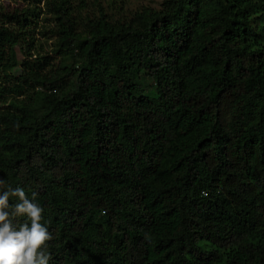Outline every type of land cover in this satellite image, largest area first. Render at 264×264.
<instances>
[{
	"label": "trees",
	"instance_id": "trees-1",
	"mask_svg": "<svg viewBox=\"0 0 264 264\" xmlns=\"http://www.w3.org/2000/svg\"><path fill=\"white\" fill-rule=\"evenodd\" d=\"M14 1L0 178L37 193L49 264H264V0Z\"/></svg>",
	"mask_w": 264,
	"mask_h": 264
},
{
	"label": "clouds",
	"instance_id": "clouds-1",
	"mask_svg": "<svg viewBox=\"0 0 264 264\" xmlns=\"http://www.w3.org/2000/svg\"><path fill=\"white\" fill-rule=\"evenodd\" d=\"M5 183L0 178V264H49L45 249L52 236L41 222L44 209L33 202L37 193L30 199L22 187L4 190ZM18 217L26 219L17 227Z\"/></svg>",
	"mask_w": 264,
	"mask_h": 264
},
{
	"label": "rangeland",
	"instance_id": "rangeland-1",
	"mask_svg": "<svg viewBox=\"0 0 264 264\" xmlns=\"http://www.w3.org/2000/svg\"><path fill=\"white\" fill-rule=\"evenodd\" d=\"M102 6L108 9L110 6V0H101ZM162 0H123L122 3L124 11L122 14L128 15L136 8L149 7L153 9H158ZM91 3H94L93 0H90L88 6L93 8ZM43 3L40 6H37V10H42L34 17L33 21L28 28L25 29L24 34L27 40L32 44L31 48L33 56H48L55 57L57 50L58 41L55 36H53L52 27L55 25L52 21V17L47 12L46 8H43ZM28 4L24 1H14V0H0V9L6 12H12L16 10L26 9ZM110 9V8H109ZM129 12V13H128ZM115 13V12H114ZM108 14H113L108 11ZM116 14V13H115ZM114 15V14H113ZM21 59V56H20Z\"/></svg>",
	"mask_w": 264,
	"mask_h": 264
}]
</instances>
